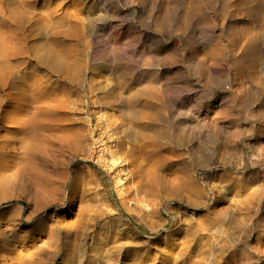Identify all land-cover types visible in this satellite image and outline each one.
I'll return each mask as SVG.
<instances>
[{"label":"rangeland","instance_id":"1","mask_svg":"<svg viewBox=\"0 0 264 264\" xmlns=\"http://www.w3.org/2000/svg\"><path fill=\"white\" fill-rule=\"evenodd\" d=\"M42 2L38 0L37 4ZM51 2H59L61 7L71 4V0ZM196 2L202 10L184 17ZM240 3L241 0H82L80 16L85 23L84 38L90 44L81 52L85 81H94L97 88L124 80L133 89L149 81L159 88L168 131L180 128L188 135L195 129L196 138L187 147L206 144L213 156L227 148L240 150L242 154L227 160L225 165L210 162L192 170L199 183L212 189L198 207L139 194L140 203L149 205L152 212L139 216L143 210L136 208L140 220L134 222L147 234L127 229V237L105 238L103 231L97 230L100 234L94 238L93 229L86 230L77 244L74 264H141L146 258L148 264L176 261L183 264L184 260L177 257L178 249L173 250L171 245L191 242L193 234L198 240L236 243L245 255L236 264H264V17L254 13L255 3ZM226 34L230 39L226 37L227 46L223 49L219 41ZM93 43H99V47ZM19 65H22L20 75H24L31 72L36 62L29 56L28 63L22 61ZM37 73L46 75L47 72L37 69ZM50 77L56 79L54 75ZM103 96V91H96L91 101L100 102ZM91 107L86 109L93 111ZM119 109H104L100 114L116 116ZM81 110L85 108L68 111ZM115 137L112 135L110 139ZM165 152L169 164L177 163L179 154L183 155V161H188V152L182 153L177 147ZM8 154L0 159V254L5 252L8 264L36 257H41L44 264L60 261L61 253L50 255L42 218L47 217L46 222L50 224L59 215L73 224L78 207H84L81 194L72 196L64 207L57 201L34 211L33 203L25 200L24 182L7 181L11 167L9 156L13 152ZM55 158L63 157L59 159L56 154ZM67 163L69 167L74 165L71 169L93 166V163L84 164L79 157H72ZM47 167L49 175L55 177L63 169L58 163L54 169ZM172 168L173 165L169 166ZM118 171L120 174L113 184L118 181L117 189L122 193L130 183L124 181V169L119 168L115 173ZM115 173L105 177L110 179ZM225 174L232 178L231 183L219 180ZM53 184L63 185L61 181ZM255 189L260 192L259 199L251 208H243L240 202ZM5 191L11 198L2 200ZM100 195L99 201L91 203L87 214H92L97 207L116 214V206L106 199L103 191ZM219 195L223 200L213 203ZM223 209H228V216L240 219L239 228L235 221L212 222L214 211ZM85 218L84 214L82 220ZM103 218L100 216L99 220ZM205 221H209V226L202 225ZM106 222L107 219L102 221L104 227ZM120 228L125 229L126 222L121 221ZM171 254L174 260L168 263L164 257ZM35 261L40 264L39 260Z\"/></svg>","mask_w":264,"mask_h":264},{"label":"bare ground","instance_id":"2","mask_svg":"<svg viewBox=\"0 0 264 264\" xmlns=\"http://www.w3.org/2000/svg\"><path fill=\"white\" fill-rule=\"evenodd\" d=\"M37 1L0 0V159L13 152L9 156L11 167L7 181L24 182L25 200L33 203L34 211L57 201L64 207L72 196L81 194L84 207H78L73 224L59 215L50 224L46 222L47 217L42 218L50 255L59 252L62 256L60 261L53 263V260L50 264H74L78 256L77 244L86 230L93 229L94 238L100 234L97 230L103 231L105 238L127 237V229L147 234L134 222L140 220L136 208L143 210L139 216L152 212L149 205L140 203L139 194L198 207L203 204L207 191L212 189L199 183L192 170L210 162L225 165L227 160L242 153L227 148L213 156L206 144L187 147L186 144L193 143L196 138L195 129L188 135L180 128H174L171 133L168 131L159 88L149 81L137 89L124 80L97 88L94 81H85L81 52L90 44L84 38L85 23L80 16L82 0H71L70 6L62 7L61 3L51 0H43L40 5ZM248 3H255L254 13L264 17V0H241L239 5ZM197 9L202 10L196 2L184 17ZM226 37L230 39L229 34L220 37L219 45L223 49L227 46ZM92 45L99 47V43ZM29 56L36 65L29 74L20 75L22 65L19 64L22 61L28 63ZM37 69H44L46 75L37 73ZM49 74L56 79L51 80ZM99 90L104 92L100 102L91 101ZM90 105L93 111L86 109ZM77 107L85 110L68 111ZM112 107L120 108L118 115L100 114ZM110 132L116 136L112 140ZM176 147L182 153L188 152V161H183V155L179 154L178 162L169 164L164 153ZM56 154L59 159L63 158L56 160ZM72 157H79L84 164L93 163V166L71 169L73 164L69 167L67 162ZM242 157L245 158V154ZM56 163L63 169L55 177L49 175L47 166L54 169ZM126 166L131 167L130 170H126ZM119 168L124 169V181L130 183L122 193L117 189L118 181L113 184L120 174L119 171L115 173ZM109 173L115 174L108 179L105 174ZM219 180L228 184L232 178L225 174ZM60 181L63 185L55 187L53 182ZM240 185L246 186L245 183ZM100 191L116 206V214L100 207L87 214L91 203L100 200ZM130 196L133 197L129 199ZM259 196V190L255 189L240 205L249 209ZM85 197L88 198L86 201ZM10 198L6 191L1 197L2 200ZM222 200L219 195L212 201L219 203ZM84 214L85 221L82 220ZM171 214L167 212V216ZM100 216L104 218L99 220ZM106 219L104 227L102 221ZM121 221L126 222L125 229L120 228ZM175 221L179 223L176 218ZM213 221L226 224L235 221L237 228L240 225L239 218L228 216V209L214 211ZM202 225L209 226V221ZM191 240L171 245L173 250L178 249L177 257L184 260L183 264H236L245 256L242 249L229 240L222 243L198 240L194 234ZM114 248L117 251V247ZM4 256L5 252H2L0 264H8ZM35 259L44 264L41 257ZM35 259L16 264H39ZM164 259L168 263L174 260L172 254ZM148 260L144 259L141 264H148Z\"/></svg>","mask_w":264,"mask_h":264}]
</instances>
